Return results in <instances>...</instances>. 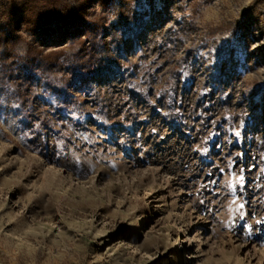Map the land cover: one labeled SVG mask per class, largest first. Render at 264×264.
Wrapping results in <instances>:
<instances>
[{"label": "rangeland", "instance_id": "374dc122", "mask_svg": "<svg viewBox=\"0 0 264 264\" xmlns=\"http://www.w3.org/2000/svg\"><path fill=\"white\" fill-rule=\"evenodd\" d=\"M0 264H264V0H0Z\"/></svg>", "mask_w": 264, "mask_h": 264}, {"label": "trees", "instance_id": "16d2710c", "mask_svg": "<svg viewBox=\"0 0 264 264\" xmlns=\"http://www.w3.org/2000/svg\"><path fill=\"white\" fill-rule=\"evenodd\" d=\"M41 1H54L56 4L59 3V0H41ZM81 11H83V8H80V6H78L77 10H75L74 13H80ZM18 39H20V36H18L17 33H13L11 36L3 38V40L1 41V42H4V45L6 46L4 54L2 55V60H3L2 68L4 69V71H6V68L9 67L8 59L14 58V57H19L20 60H24L26 64L37 62L43 73L49 72L53 68V66L58 65L60 63L61 60L59 59V56L63 53V51L52 50L49 52H43V50H40V53H42V55L39 56L38 54L34 56L32 54V50L34 48L29 47L25 55L23 56L18 55L15 52V45ZM90 55L101 59L99 63L101 67L103 66V63H104L103 60L105 59V57L109 59V62L111 61V58H112V54L108 53V46L106 44L103 45L102 47H99L95 52L91 53ZM106 65L108 67L110 66V63H107ZM71 69H74V67L71 66ZM8 73H9L8 71L5 72V74H8ZM99 75L100 77L102 76V71H99ZM169 87L168 85L164 84L162 89L165 91L166 90L169 91L170 90ZM57 89L61 91L65 90L62 85L57 86Z\"/></svg>", "mask_w": 264, "mask_h": 264}]
</instances>
